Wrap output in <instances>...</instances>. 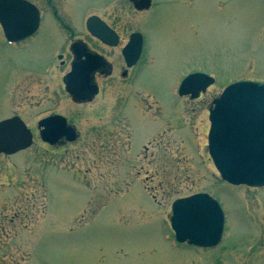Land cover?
Segmentation results:
<instances>
[{
  "label": "rangeland",
  "instance_id": "374dc122",
  "mask_svg": "<svg viewBox=\"0 0 264 264\" xmlns=\"http://www.w3.org/2000/svg\"><path fill=\"white\" fill-rule=\"evenodd\" d=\"M35 1L40 36L24 50L0 45V120L35 128L28 150L0 155V264H264V188L223 182L207 152L211 101L230 84L264 82V0H154L144 13L127 0ZM55 15L72 28L96 15L124 36L142 29L148 50L136 83H103L80 119L81 144L64 148L36 132L51 112L79 111L64 95L65 67L39 71ZM199 70L215 85L178 100ZM198 193L226 216L222 243L207 251L176 245L170 227L172 203Z\"/></svg>",
  "mask_w": 264,
  "mask_h": 264
},
{
  "label": "water",
  "instance_id": "95a60500",
  "mask_svg": "<svg viewBox=\"0 0 264 264\" xmlns=\"http://www.w3.org/2000/svg\"><path fill=\"white\" fill-rule=\"evenodd\" d=\"M39 17V10L24 0H0V24L9 42L22 41L36 33ZM87 27L103 41L110 34L108 27L95 17L88 20ZM129 46L128 49L132 42ZM128 49L124 54L129 62L132 60ZM139 49L134 52L132 63L137 61ZM76 68L68 76L70 82L77 75ZM214 83L205 74H192L182 82L179 95L195 99ZM209 120L208 151L222 180L234 186L264 187V83L238 82L228 86L213 101ZM40 125L45 128L41 134L44 142L55 144L63 137L75 140L74 131L66 128L61 117ZM49 130L57 134H47ZM32 142L31 133L18 118L0 123V154L14 155L31 147ZM224 226V211L208 194L180 199L172 206L171 227L179 243L214 248L222 240Z\"/></svg>",
  "mask_w": 264,
  "mask_h": 264
},
{
  "label": "flooded vegetation",
  "instance_id": "af4514ba",
  "mask_svg": "<svg viewBox=\"0 0 264 264\" xmlns=\"http://www.w3.org/2000/svg\"><path fill=\"white\" fill-rule=\"evenodd\" d=\"M26 1L36 5L39 8L35 0ZM44 1H47V3L50 4L55 3V1L52 0ZM127 1L132 6V8L135 9V11L140 13L150 11L154 3L155 6L158 5V3L154 0H135L134 2L131 0ZM91 17L98 18L109 28L110 34H108L107 37H104V41L94 37L88 31L86 23ZM47 20L49 21L48 28L55 30V32L53 39L48 42L50 44V42L52 41L53 44L49 50L50 53H47V56H45L46 65L39 71H44L45 74H50V69H48L47 67H49V65L50 67H53L56 62H58L61 67H65L66 73L62 78L64 95L74 106L79 107V111H76V115L71 116L62 113L51 112L38 121L36 132L38 133V135H41V132L45 130V128L40 127V123H42L43 121L54 116H61L66 119L67 127H71L75 130L80 145L82 142L83 134L80 128V119L89 107H93V105L96 104L97 99L102 93L103 83L105 81L107 82L117 79L124 82L130 81L136 83L137 78H139L142 74L144 69L140 68V64L141 61L145 59L144 55L148 53V50L146 48L145 32L144 30L140 29V31H134L129 33L127 36H124L108 21L96 15H92L87 18L79 17L78 23L76 22L77 19H75V21H73V25H76L77 28H72V26L70 27L67 19L60 18L57 15H55L52 20ZM44 22H46V19L44 21L42 16H40L38 32L31 37L24 39L23 41L15 43H10L7 41L3 33L2 26L0 25V45L6 46L8 48H13L18 51L24 50V48L28 47L40 36L45 26ZM58 27L59 30L62 29V31L60 30V34L58 33ZM133 36L136 37L133 39ZM131 42L132 47L128 49V47H130L129 45H131ZM138 47H140L138 59L135 63H132V61L134 60L133 56H135L134 52H137ZM126 49H128L127 54L129 56V59L132 60L129 61L132 65H129V62L124 54V51ZM74 67H77V75L74 79L72 78L74 81L72 80L70 82L68 80V76L73 73ZM28 71L33 70H27V72ZM15 81H13V83ZM67 82H70V84H67ZM68 86H70V88ZM180 99L196 101L200 98L191 100L189 97H185L179 98L178 100ZM13 117L21 119L34 137L35 128L29 126L28 123L24 121L22 117H20V115H14L10 118ZM10 118L2 120H7ZM78 118L79 126L78 122H76L78 121ZM112 122H114V119L112 120ZM139 124L141 125L140 121ZM47 134L55 135L57 134V132L49 130ZM69 145H71V143L67 142L65 139H61L56 145L47 146L51 148H64ZM2 226L3 221L0 220V234L3 233Z\"/></svg>",
  "mask_w": 264,
  "mask_h": 264
}]
</instances>
